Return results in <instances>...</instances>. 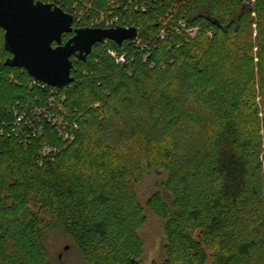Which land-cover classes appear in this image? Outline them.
Returning a JSON list of instances; mask_svg holds the SVG:
<instances>
[{"label":"trees","instance_id":"1","mask_svg":"<svg viewBox=\"0 0 264 264\" xmlns=\"http://www.w3.org/2000/svg\"><path fill=\"white\" fill-rule=\"evenodd\" d=\"M109 1L151 54L97 43L64 88L7 65L0 27V264H55L45 212L88 264H141L146 209L164 221L153 264H264V0Z\"/></svg>","mask_w":264,"mask_h":264},{"label":"water","instance_id":"2","mask_svg":"<svg viewBox=\"0 0 264 264\" xmlns=\"http://www.w3.org/2000/svg\"><path fill=\"white\" fill-rule=\"evenodd\" d=\"M74 16L59 6L36 0H0V27L5 47L12 53L7 65L26 69L35 79L64 88L75 81L72 57L82 61L95 44H122L137 37L135 26L74 27ZM73 35L64 41V34Z\"/></svg>","mask_w":264,"mask_h":264},{"label":"rangeland","instance_id":"3","mask_svg":"<svg viewBox=\"0 0 264 264\" xmlns=\"http://www.w3.org/2000/svg\"><path fill=\"white\" fill-rule=\"evenodd\" d=\"M162 178H166V174ZM160 179L161 177L153 172L139 184L138 195L142 203L145 204L147 198L156 191L159 186L157 181ZM146 214L148 220L140 232L144 244L141 264H153L160 262L164 256V221L149 209H146ZM44 218L50 226L46 231V245L52 261L55 264H88L75 242L65 234L62 223L54 220L47 212L44 213Z\"/></svg>","mask_w":264,"mask_h":264},{"label":"built area","instance_id":"4","mask_svg":"<svg viewBox=\"0 0 264 264\" xmlns=\"http://www.w3.org/2000/svg\"><path fill=\"white\" fill-rule=\"evenodd\" d=\"M36 1H41L46 4H52L53 6H59L61 8L63 4H66L67 8L70 10L68 13L74 16V23L76 21L83 22L86 19V21L88 20V23H89L88 27L115 28L118 26H124L122 25L123 22L121 20L120 15L115 14L113 10L109 12L104 11V10H96L97 9L95 6L96 0H36ZM157 1H162V0H126V1L110 0L109 4L111 7L115 9L121 8V7H125L126 9H128V7L130 6L131 8H134V10H139V9L145 10L147 7V3L157 2ZM247 1L254 2L255 0H247ZM124 27H131V26L126 25ZM185 28H186V22L184 20H180L179 26H177V30H181ZM196 30L197 28H193V29H189L188 32L189 34L194 35ZM160 35L162 38H165L166 30H162ZM132 40L136 41L139 46L141 45L142 50H144L146 53L145 57L151 54L150 45L148 43H142V40L139 37V28H138L137 37L126 40V41H132ZM109 41L111 40H107V41L100 42V43H107ZM110 53L116 59L118 63H122L125 59L124 55H118V53L114 50H110ZM76 60L79 61L80 59L76 57ZM44 84L51 86L47 83H44ZM40 113H41V110H38L37 114L40 115ZM65 137L69 139L73 138V136L69 132L65 133Z\"/></svg>","mask_w":264,"mask_h":264},{"label":"flooded vegetation","instance_id":"5","mask_svg":"<svg viewBox=\"0 0 264 264\" xmlns=\"http://www.w3.org/2000/svg\"><path fill=\"white\" fill-rule=\"evenodd\" d=\"M65 41V40H64Z\"/></svg>","mask_w":264,"mask_h":264}]
</instances>
